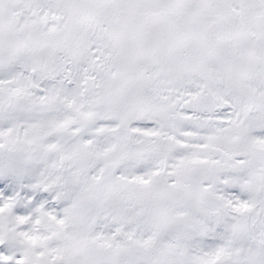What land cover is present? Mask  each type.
<instances>
[{
	"label": "snow or ice",
	"instance_id": "1",
	"mask_svg": "<svg viewBox=\"0 0 264 264\" xmlns=\"http://www.w3.org/2000/svg\"><path fill=\"white\" fill-rule=\"evenodd\" d=\"M0 264H264V0H0Z\"/></svg>",
	"mask_w": 264,
	"mask_h": 264
}]
</instances>
